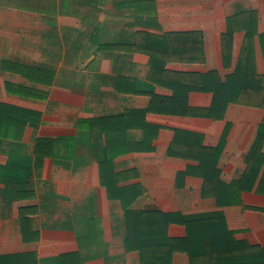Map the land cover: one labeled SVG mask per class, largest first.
<instances>
[{
	"label": "crops",
	"instance_id": "obj_1",
	"mask_svg": "<svg viewBox=\"0 0 264 264\" xmlns=\"http://www.w3.org/2000/svg\"><path fill=\"white\" fill-rule=\"evenodd\" d=\"M263 33L264 0H0V256L152 264L125 209L222 212L264 246V165L240 184L264 108L215 105L213 89L239 65L264 77Z\"/></svg>",
	"mask_w": 264,
	"mask_h": 264
},
{
	"label": "trees",
	"instance_id": "obj_2",
	"mask_svg": "<svg viewBox=\"0 0 264 264\" xmlns=\"http://www.w3.org/2000/svg\"><path fill=\"white\" fill-rule=\"evenodd\" d=\"M189 35L191 34L171 33L168 38H181ZM261 41L264 51V33L261 35ZM218 85L219 88H213L215 105L219 102L235 101L264 108V77H253L252 74L250 76L243 75L239 65L236 74ZM194 88V86L189 87V89ZM197 88L205 89L206 87L202 85ZM184 102L185 107L179 112L187 113L189 106L186 101ZM155 104L150 106L149 111L157 110ZM166 111L178 110L166 109ZM263 139L264 123L261 125L257 142L249 155V166L243 178L244 182L240 183L243 187L245 182H253L257 178L259 170L264 165V153L261 149ZM212 155L213 153L211 157ZM205 157L202 162L208 185L213 182V177L218 175H214L212 169L214 166L210 162L208 154H205ZM263 188L264 172L259 184V191H264ZM125 213L128 226L126 243L129 247H137L145 262L169 264L173 253L183 250L189 254L191 264H264V246L238 240L234 232L228 228L222 212L186 217L178 213H164L158 209H125ZM173 222L185 225L187 229L185 238L173 239L168 236V227ZM25 263L22 255L0 256V264Z\"/></svg>",
	"mask_w": 264,
	"mask_h": 264
}]
</instances>
